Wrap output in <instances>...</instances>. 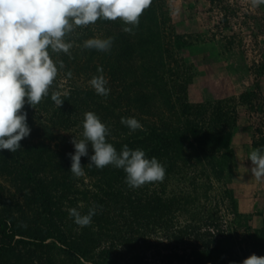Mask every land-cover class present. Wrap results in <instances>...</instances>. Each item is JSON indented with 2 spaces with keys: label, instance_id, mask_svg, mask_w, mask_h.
<instances>
[{
  "label": "trees",
  "instance_id": "1",
  "mask_svg": "<svg viewBox=\"0 0 264 264\" xmlns=\"http://www.w3.org/2000/svg\"><path fill=\"white\" fill-rule=\"evenodd\" d=\"M164 3L165 0H152L131 33L123 31L129 25H125L119 18L116 21L98 19L94 24L77 27L65 37V41L73 45L70 54H57L49 49L50 58L58 67V75L50 86L49 95L43 97L39 104L32 108L25 103L23 111L27 113L30 135L20 141L21 151L11 153L3 150L0 172L4 169L9 171V181L16 191L23 193L24 206L17 203V208L20 209L18 211L35 218L34 222L41 221L42 226L36 224L35 231H27L31 237L37 241L54 237L63 244V250L75 259L117 264L113 251L123 259L137 258L142 252L137 258V264H162L163 261L158 259L149 260L152 254H147L149 244H145L147 230L157 227L164 235L173 234L175 240L183 239L190 231L195 232L202 241L203 236L211 235V239L204 243L207 247L205 257L225 254L230 260L228 264H241L251 254L264 256V217L261 225L251 235L249 246L241 254L234 251V236H221L218 233L219 222L215 218L208 221V229L211 230L204 234L198 230V225L185 233L171 229L170 217L174 210L166 199L158 196L143 199L136 196L131 198L132 207L129 212L124 215L110 214L102 209L103 196L100 192L109 198L110 193L105 186L111 187L112 181L115 184L126 175L122 169L112 165H109L111 169L107 166L100 169L109 173L103 178V185H96L99 195L94 193L95 199L91 204L83 206L82 213L86 214L93 204L97 206L96 215L92 219L102 221L104 227L110 226L113 230L110 234L115 241L109 248L96 251L95 246L100 238H93L92 230L85 234L89 226L80 231L84 236L74 234L76 242H73V238L68 239L65 230L70 232L71 228L63 222V215L67 213L66 206L57 209L54 206L56 188L63 186L60 171L63 170L64 156L58 151L63 150V147L58 145L57 149L54 146L53 149L50 140L54 139L53 135L57 139H65L64 130L77 123L74 121L75 123L69 124L70 118L65 113L69 109L73 111L81 108L82 111H91L98 117H103L102 123L111 124L106 140L118 153L124 145L132 150L142 149L147 158L155 157L164 166L166 173L187 171L200 166L210 167L215 174L224 171L236 124L234 107L217 100L209 110L208 120H204L200 115L207 111V106L190 104L185 100V81H177V70L172 69L167 60V57L171 59L172 47L166 40ZM107 37L114 38L109 52L83 48L84 41L89 38ZM61 63L63 67H60ZM98 68L103 69L102 74L108 81L106 87L110 92L107 97L97 95L89 84L93 76L101 74L97 71ZM61 83H66L68 87L64 92L58 87ZM55 92L60 93L63 100L60 107L51 100V95ZM126 110H131V116L139 120L143 131L138 129L130 132L126 125L121 124V117H128ZM165 112L169 113V121L162 122L165 120L162 119ZM109 115L115 118L114 123L107 119ZM155 117L162 122L160 125L150 121ZM82 124L83 121L79 126L83 132ZM55 126L62 130L54 131ZM69 184L66 183L68 189L73 187L71 182ZM58 192L61 194V191ZM89 192L90 190H86L87 194ZM117 193L121 196L119 190ZM72 205L73 201H69L67 206L74 208ZM26 209H33L32 214L35 212L36 215H29L30 211ZM23 232L16 221L10 223L7 218H0V236L13 239L19 233L27 234ZM9 247L7 241L2 248Z\"/></svg>",
  "mask_w": 264,
  "mask_h": 264
},
{
  "label": "rangeland",
  "instance_id": "2",
  "mask_svg": "<svg viewBox=\"0 0 264 264\" xmlns=\"http://www.w3.org/2000/svg\"><path fill=\"white\" fill-rule=\"evenodd\" d=\"M164 7L166 40L172 47L171 59L167 57V60L171 68L177 70V81H185V100L190 104L207 106V111L200 115L204 120H208L209 110L217 100L234 107L236 124L229 157L224 171L217 174L208 166H200L166 173L163 182L148 183L137 189L128 187L125 178L115 184L112 181L111 187L105 186L110 193L109 198L100 192L102 209L110 214L124 215L132 207L131 198L158 196L166 199L174 210L170 217L171 229L185 233L198 225V230L204 234L211 230L208 229V221L215 218L219 222L218 233L234 236V251L242 254L264 217V179L258 181L252 176V164L248 159L252 150L264 148V4L253 7L251 0H165ZM58 87L62 92L68 89L66 83ZM85 112L81 108L66 111L69 124L77 123L64 130L65 139H57L53 135L54 139L50 140L52 148L63 147V150H58L64 156L63 170L60 169L63 186L56 188L54 206L56 209L66 206L63 222L71 229L70 232L65 230V234L68 239L73 238V242H76V236H84L80 231L88 226L80 229L73 222L68 214L69 201H73L72 207L83 213V206L95 199L94 193L99 190L96 185H103V178L109 173L94 166L89 168L87 156L81 157L84 176L77 178L70 172L68 154L74 153L70 141L73 137L82 139L79 123L83 121ZM127 113L132 117L131 110ZM169 117L165 112L162 122L169 121ZM99 118L102 120L103 117ZM107 119L114 123L115 118L110 115ZM150 121L157 125L162 123L158 117ZM104 124L107 127L111 125ZM61 130L57 126L54 128V131ZM21 149L22 145L18 151ZM3 153L0 150V156ZM92 154V149L88 148V155ZM66 179L73 184L70 189L66 188V183L69 184ZM86 190L90 192L87 194ZM22 196L23 193L16 191L9 181V171H1L0 218H7L10 223L26 224L27 227L22 229L27 234L19 233L13 239L0 236V264H101L69 256L63 250V244L52 236L44 241L32 238L27 231H35L36 224L42 225L40 220L34 222L35 218L18 211L17 203L24 206ZM26 211H30L29 215H36L35 212L32 214L33 209ZM90 230L93 238H100L96 251L109 248L115 241L110 234L113 230L110 226L104 227L102 221L92 219L85 234ZM208 239L211 235L203 236L202 241L190 231L183 239L175 240L173 234L164 235L161 229L154 227L147 230L145 244H149L147 254H152L149 260L158 259L163 261L162 264H228L230 260L225 254L204 256L207 250L204 243ZM7 241L10 247L2 248ZM113 254L117 264H137L142 252L133 259H123L114 251Z\"/></svg>",
  "mask_w": 264,
  "mask_h": 264
},
{
  "label": "clouds",
  "instance_id": "3",
  "mask_svg": "<svg viewBox=\"0 0 264 264\" xmlns=\"http://www.w3.org/2000/svg\"><path fill=\"white\" fill-rule=\"evenodd\" d=\"M152 0H0V150L16 152L20 141L30 135L25 103L33 108L43 97L49 95L50 86L58 75V67L50 52L70 54L72 43L65 37L77 27L94 24L98 19L116 21L118 18L129 27L123 31L131 33L138 26L139 17ZM253 7L264 4V0H251ZM114 38H89L84 41V49L109 52ZM60 67H63L61 63ZM93 76L89 84L95 93L107 97L110 89L104 77ZM68 75H71L69 73ZM57 107L62 106L60 93L51 95ZM121 124L130 131L144 130L142 124L133 117H121ZM82 139L73 137L70 143L74 153H69L70 172L74 177L85 175L81 157L87 156L88 167L103 169L112 165L122 169L125 183L137 189L148 183L163 182L166 170L155 158L146 157L142 149H130L124 145L118 153L106 137L108 127L91 111L84 113ZM89 145L92 155H88ZM251 174L256 180L264 179V148H256L249 154ZM93 204L86 214L78 208H69L68 214L80 228L90 226L96 215ZM21 227H27L21 224ZM242 264H264V256L251 254Z\"/></svg>",
  "mask_w": 264,
  "mask_h": 264
}]
</instances>
